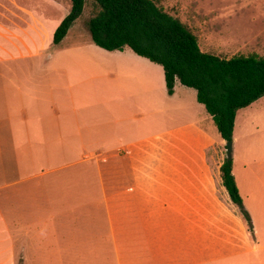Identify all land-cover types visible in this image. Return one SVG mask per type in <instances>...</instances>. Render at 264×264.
<instances>
[{
	"label": "crops",
	"instance_id": "1",
	"mask_svg": "<svg viewBox=\"0 0 264 264\" xmlns=\"http://www.w3.org/2000/svg\"><path fill=\"white\" fill-rule=\"evenodd\" d=\"M58 1L0 0V121L4 127L12 123L10 131L50 137L67 153L98 155L99 177L94 182L98 192H59L53 179L12 183L20 182L25 188L0 193V264H264L263 160L243 159L241 167V159L232 163L251 230L223 186L221 162L210 161L212 155L203 152L207 134L202 124H178L153 139L129 122L154 112L130 107L134 104L131 89L142 91L146 107L154 105L149 90L153 91L155 73L161 71L148 59L128 47L106 50L111 62L122 63L120 69L106 72L100 62L90 69L83 60L85 50L77 45L69 58L81 59L80 67L92 78L117 82L122 92L109 94L106 89L107 103L92 122L87 120L85 103L79 102L80 110L76 108L71 85L67 86L68 101L56 102L53 88L70 82V77L62 75L68 69L47 60L44 64L41 58L71 9L67 6L57 15ZM257 10H264L263 0L234 1L217 8L209 4L203 18L189 27L198 42L200 37L216 42L217 52H227L217 55L230 58L249 50L238 40L249 39L243 37L253 21L250 18H264L262 11L249 13ZM130 57L143 69L130 66ZM78 78V74L72 77ZM40 79L51 83L41 87ZM119 113L131 116L116 117ZM253 135L255 131L245 132V136ZM240 143V137L233 135V158ZM258 143L264 146V140Z\"/></svg>",
	"mask_w": 264,
	"mask_h": 264
},
{
	"label": "rangeland",
	"instance_id": "2",
	"mask_svg": "<svg viewBox=\"0 0 264 264\" xmlns=\"http://www.w3.org/2000/svg\"><path fill=\"white\" fill-rule=\"evenodd\" d=\"M154 1L166 12L179 18L189 27L194 25L196 20L203 18L201 14L205 13L204 11L207 8V5L211 4L214 8H217L219 5L241 0ZM70 3V0H59V12L57 15L63 13L68 7L70 8ZM199 8H201V10H198ZM99 9V6L94 0H85L83 11L75 23H73L74 26L72 25L69 29L64 42L58 45L53 44L52 39H49V42L47 43L48 47L44 51L43 58H41L43 60L42 63L44 64L46 63L45 60H47L48 63L62 65L65 69H68L62 72V75L66 78L70 77V82H63L58 85L57 81H55L57 85L53 88V94L56 102L60 100L61 102L66 103L68 101V99H65L69 92L67 86L71 85L70 92L75 91L72 95V100L74 101L76 108L80 110L81 106L78 104L79 102L85 103L84 108L87 111V120L90 122L99 119V111H101L107 103L106 99L108 96H105L106 89L109 91V94L122 92L121 87H117V82L110 80L108 77H106L107 79L102 77H100L101 79L92 78L93 74H90L87 69L80 67L81 59L79 60L74 57V55H72L71 59L69 58L71 57V54L69 53L73 51L70 50L79 45L88 55H86L87 57H83V60L89 63L91 67L90 69L97 67L99 62L100 64L105 65L106 72H113L114 69H120L119 67L122 63L117 61L111 62L110 57L108 56L109 52L95 45L91 39L88 22L91 17L97 14ZM259 11L264 12V10H257L249 11V13L259 14ZM67 12L68 11H66V13ZM215 12L220 14L221 11ZM250 19L254 21L253 17ZM255 20L257 21L248 23L250 24L247 26L248 31H246V34L243 37V39H249H246L245 42L243 40H238L239 44H242L243 42L245 43L244 45L249 46V50H243V54L237 52L238 55L255 53L264 57V26H258L261 22H264V18L259 15V18H255ZM198 44L204 52L214 55H217L218 53L227 54V52H217V43L212 41L205 42L202 37H200ZM207 45H210L211 47H207ZM49 55H52L51 60L48 58ZM134 59L135 58H129L128 61L130 66L142 67L141 63ZM141 59L143 58H138L139 61ZM145 61L152 65L154 69H160L161 71V74L160 72L155 73L153 91L149 90V94H153L152 99L154 105L146 107L147 104L141 100L143 97L142 91L131 89L132 95L130 97L131 99H134V104L130 107L132 108L131 111L145 113L147 112L145 110H151L150 108H152L154 112L146 114L142 120H129V122L137 126V132L139 131V133L141 131H148L153 139L155 135H165L167 132L166 130L173 126H177L178 124H185L189 121L197 122L200 125L202 124L203 129L207 134V138L205 139L206 145L202 148L203 152H208L213 156L210 157V161L214 163L221 162L222 164L226 158L225 141L221 138L211 116L207 113L204 106L197 101L196 91L193 88L178 83L177 89L174 93L175 95L172 96L171 94H168L162 67L153 62H149V60ZM70 63L72 66L69 65ZM30 69H34V67L31 66ZM72 70L74 72H71ZM77 74L79 78L77 80L72 79V77L77 78ZM47 82L51 83L50 80L40 79V86H44ZM103 89H105L104 97L102 93ZM82 92H84L83 95ZM174 106H176L175 110L171 109L170 111V108ZM160 109L161 111H159ZM106 115L112 118V115L109 113ZM118 116H131V113L126 115L119 113L116 117ZM1 117L0 109V118ZM7 124L8 126L4 127L2 121H0V193L20 192V189L22 190L25 187L21 185L20 182L17 184L12 183L21 181L25 178L53 179L59 184V192H98L97 185L94 186V182L97 183L99 177L98 155L67 153L64 150L65 148L63 149L59 147L58 144L52 143L50 137L37 136L34 135V132L30 131H25V135L13 130L10 131L9 125L12 123ZM252 131H255L256 135L245 136V132L249 134ZM233 135L236 138L240 137L241 143L236 147V152L240 155L236 153L234 158L232 156V163H234V160L239 161V159H241V161L238 162L241 167L243 159L251 161L256 159L258 161L259 158H261L264 163V146L258 143V141L264 140V96L250 104V106L238 111ZM252 142L254 143L252 144ZM216 150L218 151L215 154L214 152H216ZM88 254L87 251L86 255ZM107 255L109 256V251L107 252Z\"/></svg>",
	"mask_w": 264,
	"mask_h": 264
},
{
	"label": "trees",
	"instance_id": "3",
	"mask_svg": "<svg viewBox=\"0 0 264 264\" xmlns=\"http://www.w3.org/2000/svg\"><path fill=\"white\" fill-rule=\"evenodd\" d=\"M70 1L69 13L54 31V44L65 37L83 11L85 0ZM94 2L100 9L89 19L88 29L95 45L107 51L128 47L162 66L168 94L173 93L176 80L193 88L221 138L232 140L238 110L264 96V57L252 53L224 58L202 51L190 27L154 0ZM220 171L231 201L252 230L250 215L232 174V158H225Z\"/></svg>",
	"mask_w": 264,
	"mask_h": 264
},
{
	"label": "water",
	"instance_id": "4",
	"mask_svg": "<svg viewBox=\"0 0 264 264\" xmlns=\"http://www.w3.org/2000/svg\"><path fill=\"white\" fill-rule=\"evenodd\" d=\"M226 145V158L230 159L232 156V140L225 141Z\"/></svg>",
	"mask_w": 264,
	"mask_h": 264
}]
</instances>
